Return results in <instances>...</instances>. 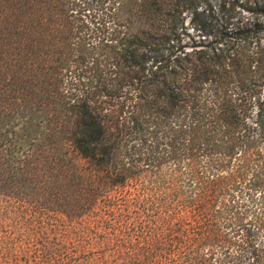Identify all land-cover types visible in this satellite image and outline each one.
Segmentation results:
<instances>
[{
  "label": "trees",
  "instance_id": "obj_1",
  "mask_svg": "<svg viewBox=\"0 0 264 264\" xmlns=\"http://www.w3.org/2000/svg\"><path fill=\"white\" fill-rule=\"evenodd\" d=\"M0 264H264V0H0Z\"/></svg>",
  "mask_w": 264,
  "mask_h": 264
},
{
  "label": "rangeland",
  "instance_id": "obj_2",
  "mask_svg": "<svg viewBox=\"0 0 264 264\" xmlns=\"http://www.w3.org/2000/svg\"><path fill=\"white\" fill-rule=\"evenodd\" d=\"M74 1H75L76 3H81V2H82V3H84V4H85V2H89V3L91 2V0H74ZM78 7H79L78 5H75L74 8H75V9H78ZM88 7H89V6H88ZM89 12H91V9L89 10ZM245 15H246V14H245Z\"/></svg>",
  "mask_w": 264,
  "mask_h": 264
}]
</instances>
